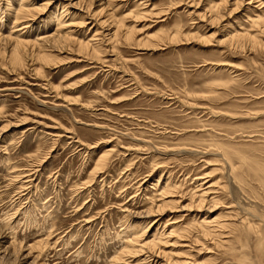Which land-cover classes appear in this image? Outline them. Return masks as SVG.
Listing matches in <instances>:
<instances>
[{
  "label": "rangeland",
  "instance_id": "rangeland-1",
  "mask_svg": "<svg viewBox=\"0 0 264 264\" xmlns=\"http://www.w3.org/2000/svg\"><path fill=\"white\" fill-rule=\"evenodd\" d=\"M221 1L0 0V264H264V0Z\"/></svg>",
  "mask_w": 264,
  "mask_h": 264
},
{
  "label": "bare ground",
  "instance_id": "bare-ground-1",
  "mask_svg": "<svg viewBox=\"0 0 264 264\" xmlns=\"http://www.w3.org/2000/svg\"><path fill=\"white\" fill-rule=\"evenodd\" d=\"M25 1H26V0H23L22 3L20 2L21 4L18 2L20 8H19V9L17 8L19 11H16V12H18V14H16V15H17L16 21H21V19L24 17L23 14H25V13H27V12H29V11L31 12V10H29V8H28V6L31 4V2H30V4L28 3L29 5L26 6L27 3L25 4ZM30 1H31V0H30ZM83 1H84V0H83ZM142 1H143V0H142ZM235 1H236V3H237V2L240 1V0H235ZM32 2H34V1H32ZM47 2H48V1H47ZM47 2H46V3H47ZM144 2H145V1H144ZM228 2H229V0H228ZM49 3H50V1H49ZM49 3H48V4H49ZM139 3H140V2H139ZM224 3H227V0H223V1H221V3L219 2V4H215V3L212 4V8H213L212 10H213V11H215V10H219L220 7L223 6ZM42 5H44V4H42ZM49 5H50V4H49ZM234 5H235V3H234ZM263 5H264V4H263ZM227 6H228V5H227ZM227 6H226V7H227ZM237 6H238V5H237ZM61 7H62V6H61ZM35 8H36V7H35ZM35 8H34V9H35ZM64 8H65V7H64ZM43 10H45V9H43ZM235 10H236V9H235ZM260 10H261V9H260ZM262 10H263V9H262ZM41 12H42V10H41ZM66 12H67V11H66ZM262 12H263V11H262ZM262 12H261V13H262ZM61 13H63V11H62ZM27 14H29V13H27ZM33 14H34V13H33ZM63 14H64V13H63ZM63 14H62V15H63ZM258 14H259V13H258ZM19 15H20V16H19ZM30 15H32V14L30 13ZM62 15H61V14H60L59 16L57 15V16H58V17H57V20H58L59 18L64 19V17H63ZM65 15H66V14H65ZM65 15H64V16H65ZM259 15H260V14H259ZM261 15H262V14H261ZM28 16H29V15H27L26 20L28 19ZM32 17H33V16H32ZM34 17H35V16H34ZM35 18H36V17H35ZM29 20H30V19H29ZM29 20H28V21H29ZM64 20H65V19H64ZM61 21H62V22H61ZM61 21H60L61 23L59 22V23L57 24V25L59 26L58 29H61L60 26H62L63 23H64L63 20H61ZM84 21H85V19H84ZM105 21H107V20H105ZM22 22H23V21H22ZM120 22H121V21H120ZM15 23H16L15 25H17V22H15ZM18 23H19V22H18ZM65 23H66V22H65ZM65 23H64V24H65ZM117 23H118V22H117ZM249 23H250V22H249ZM251 23H252V25H251V24H250V25H251V27H252L254 30H256V31H260V32H264V16H257L255 19H252V20H251ZM118 24H119V23H118ZM28 26H29V24H25L24 27L26 28V27H28ZM65 26H67V25H65ZM17 27H18V25H17ZM17 27L12 28V29L15 30ZM24 27H23V28H24ZM63 27H64V26H63ZM67 27H69V25H68ZM117 27H118V26H117ZM121 27H122V26L120 25V28L118 27V28H117V31H119V29H121ZM28 28H29V27H28ZM56 28H57V26H56ZM239 28H240V27H239ZM242 28H243V27H242ZM97 29H98V28H97ZM247 29L250 30V29H249V26H248ZM247 29H244V30L241 29V31H236V30H235V31H236L235 33H236V34H234V35L237 36V37H239V38H240V37H241V38H242V37H245V38H246V37H250V36H251L250 38H254V37H255V40H257V39H256V36H255V35L252 36V33H251L250 31H247ZM13 30H11V32H12ZM16 30L18 31V30H20V29H16ZM16 30H15V31H16ZM17 31H16V32H17ZM58 31H59V30H58ZM97 31H98V30H97ZM117 31H116V33H117V35H118V33H119L120 31H119V32H117ZM127 31H128V30H127ZM18 32H19V31H18ZM61 32H62V31H61ZM72 32H73V31H72ZM114 32H115V31H114ZM130 32H131V31H130ZM130 32H128V33H130ZM248 32H249V33H248ZM254 32H255V31H254ZM116 33H114V35H116ZM128 33H127V35H128ZM233 33H234V31H233ZM233 33H232V34H233ZM255 33H256V32H255ZM11 34H12V33H11ZM51 34H52V33H51ZM55 34H56V32H55ZM130 34H131V33H130ZM253 34H254V33H253ZM17 35H18V34H17ZM112 35H113V34H112ZM123 35H124V34H123ZM42 36H43V35H42ZM49 36H50V35H49ZM61 36H62V35H61ZM17 37H18V36H17ZM46 37H47V36H46ZM54 37H55V36H54ZM63 37H64V36H63ZM115 37H116V36H115ZM11 38H13V39H15V41H17V42H16V45H15V43H14L15 46H14V49H13V55H14V57H15L17 60L19 59V60L21 61V60H23V56H22L23 53H22L20 47L22 46V48H23V45H22V44H23V40H24V39H23V40H20V39H17V40H16V37H15V38H14V37H11ZM20 38H21V36H20ZM43 38H44V36H43ZM43 38L40 37L39 40H40V39H43ZM55 38H56V37H55ZM60 38H61V37H60ZM234 38H235V37H234ZM241 38H240V39H241ZM37 39H38V38H37ZM46 39H49V38H46ZM50 39H51V38H50ZM50 39H49V40H50ZM112 39H114V38H113V37L110 38V40H112ZM126 39H128V38H126ZM54 40H55V39H54ZM56 40H57V38H56ZM235 40H236V38H235ZM244 40H246V39H244ZM25 41H26V40H25ZM33 41H34V40H33ZM43 41H44V40H43ZM43 41H42V42H43ZM75 41H76V40H75ZM91 41H92V40H91ZM100 41H101V40H100ZM237 41H238V40H237ZM59 42H60V41H59ZM59 42H58V43H59ZM81 42H82V41H81ZM81 42H80V43H81ZM84 42H85V41H83V43H84ZM87 42H88V41H87ZM87 42H86V43H87ZM240 42H241V41H240ZM242 42H243V40H242ZM253 42H254V41H253ZM12 43H13V42H12ZM45 43H46V42H45ZM27 44H28V42H27ZM12 45H13V44H12ZM36 45H37V44H36ZM40 45H42V44L40 43ZM92 45H93V43H92ZM24 46H25V45H24ZM28 46H29V44H28ZM34 46H35V45H34ZM79 46H81V45H79ZM82 46H83V45H82ZM12 47H13V46H12ZM42 48H43V45H42ZM94 48H96L95 45H94ZM94 48H93V49H94ZM97 48H98V47H97ZM23 49H25V48H23ZM23 49H22V50H23ZM41 50H42V49H41ZM96 50H97V49H96ZM43 51H45V50H43ZM94 51H95V49H94ZM97 51H99V50H97ZM39 53H40V51H39ZM42 54H43V53H42ZM45 54H46V53H45ZM46 56H48V55H46ZM25 57H26V56H25ZM31 57H32V56H31ZM40 57H41V53H40ZM43 57H44V55H43ZM34 58H35V57H34ZM46 58H47V57H46ZM17 60H15V61H17ZM42 72H43V71H42ZM104 155H105V154H104ZM104 155L100 157V158H102V159H98V160L101 161V162L103 161V162H102L103 165L100 164L101 162L99 163V164L102 165V166H104L105 163H107V162H105V161H106L107 154H106V156H104ZM108 159H109V158H108ZM108 159H107V160H108ZM96 164H97V163H96ZM99 164H98V165H99ZM97 168H98V167H97ZM100 168H101V166H100ZM98 169H99V168H98ZM102 169H103V168H102ZM195 179H196V178H195ZM197 179H198V178H197ZM201 179H202V178H201ZM168 180H169V179H168ZM166 182H167V183H166V185H165V188H168V187H169V183H170L171 181H170L169 183H168V181H166ZM198 182H199V180H198ZM198 182H197V183H198ZM195 183H196V182H195ZM206 184H207V182L204 181V182H202V183L197 184V186H196V187L199 188V190L196 188L198 192H196V195H195V196L198 195V196H197V197H198V203H204L205 201H207V199H208L212 194H215V193H216V191L213 190L214 188H212L213 185H210V184H209L208 186L204 187ZM175 185H176V184H175ZM175 185H174V186H175ZM170 186H171V185H170ZM163 187H164V186H163ZM163 187H162V188H163ZM165 188H164V189H165ZM172 188H173V190L175 189L174 187H172ZM176 188H177V187H176ZM168 189H169V188H168ZM168 189H167V191H168ZM170 189H171V188H170ZM160 191H161V190H160ZM165 192H166V191H165ZM161 193H163V195H164V191H163V192L161 191ZM165 195H166V193H165ZM166 196H167V195H166ZM171 196H172V195H171ZM215 196H216V195H215ZM215 196H213V198L211 199L212 201H213V199L216 200V198H214ZM166 198H167V197H166ZM195 198H196V197H195ZM208 200H209V199H208ZM165 201H166V200H165ZM167 201H168V200H167ZM213 202H214V201H213ZM214 203H215V202H214ZM159 205H161V204H159ZM161 206H162V205H161ZM164 206H165V205H164ZM169 206H170V204H169ZM191 206H192V205H191ZM192 208H193V207H192ZM211 209H212V208H211ZM211 209H210V210H211ZM160 210H162V208H161ZM208 210H209V209H208ZM149 211H150V210H149ZM159 213H160V212H159ZM162 214H163V213H162ZM197 215H198V214H196V216H197ZM254 216H255V215H254ZM200 217H201V216H200ZM200 217H199V218H200ZM258 218H259V225H258V226L256 225V227H255V225H254L255 228L253 227V229H254L253 231L255 232V230H256L257 233H261V232H263V230H264V228H263V229L261 228V225H263V227H264V218H263L262 216H261V217L258 216ZM210 220H211V219H210ZM200 224H202V225L204 224L203 226H199V228L202 227V229H201L202 231L196 233V236L194 237L193 241H190V239H189V241H190L191 244H185V243H184V244H185V245H184V244L182 243V245H183L182 247H183L184 249L186 248V250L181 251L182 254H183V252H185V253H187V254L189 255V254L191 253L190 251H193L194 248H195L196 246H198V245L202 246V248H200V249L203 250L204 247H206V245L204 246V244L208 241L207 238L210 239V238L217 237V236H218V238H219V236L221 237L222 235H221V233H219L218 231H220L221 229H224V227L227 225L225 222H221V221H220V222L218 221V222H215V223H214V222L211 223V221H207V217H204V218L202 219V222H201ZM148 227H149V226H148ZM157 231H158V230H157ZM146 232H147V231H146ZM220 232H221V231H220ZM156 233H157V232H156ZM171 233H172V232H171ZM174 233H175V231L173 232V234H174ZM142 234H143V233H142ZM173 234H172V235H173ZM142 236H143V235H142ZM173 236H175V235H173ZM175 238H176V237H175ZM179 238H180V237H179ZM218 238H216V239L218 240ZM154 239H159V237H158V238H155V235H154ZM161 239H162V238H161ZM161 239L159 240V243H160ZM187 239H188V238H187ZM187 239H186V240H187ZM256 239H257V238H256ZM152 240H153V239H152ZM176 240H177V239H176ZM181 240H183V239H181ZM219 240H220V239H219ZM153 241H156V240H153ZM179 241H180V240H179ZM179 241H178V242H179ZM183 241H184V240H183ZM187 241H188V240H187ZM136 242H137V241H136ZM145 242H146V241H145ZM147 242H148V241H147ZM218 242H219V241H218ZM152 243H154V242H152ZM175 243H176V242H175ZM175 243H174V244H175ZM255 243H256V242H255ZM262 243H263V246H264V237L262 238ZM147 244H148V243H147ZM149 244H151V243H149ZM149 244H148V245H149ZM154 244H155V243H154ZM154 244H153V245H154ZM179 244H180V243H179ZM179 244H178V245H179ZM196 244H198V245H196ZM153 245H152V246H153ZM180 245H181V244H180ZM149 246L151 247V245H149ZM149 246H148V247H149ZM154 246H155V245H154ZM185 246H187V247H185ZM125 247H126V246H125ZM157 247H158V246H157ZM151 248H152V247H151ZM262 248H263V247H262ZM152 249L154 250L155 248H152ZM196 249H198V247H196ZM200 249H199V250H200ZM123 250H124V249H123ZM155 250H156V249H155ZM160 250H161V249H160ZM202 250H201V251H202ZM210 250H211V249H210ZM257 250H258V249H257ZM144 251H145V250H144ZM194 251H195V250H194ZM204 251H205V250H204ZM208 251H209V250H207V252H208ZM137 252H138V250H137ZM161 252H162V251H159V249H157L156 251H154V253H153V252H152V253L150 252L151 254H150V255H147L144 259H145L147 262H151V260H152V264H157V263H159V261H156L157 259H156L155 257H157L158 255H160ZM202 252H203V251H202ZM209 252H210V251H209ZM198 253H199V252H198ZM258 253H259V252H258ZM154 254H155V255H154ZM177 254H180V253H177ZM120 255H121V254H120ZM259 255H260V254H259ZM144 256H145V255H144ZM185 256H187V255H185ZM185 256H184V257H185ZM260 256H261V255H260ZM151 258H153V259H151ZM181 258H182V257H181ZM120 259H121V258H120ZM159 259H160V258H159ZM146 261H144V262H146ZM184 261H185V260H180V259H179V260H176V263H174V264H177V263L179 264L180 262H184ZM160 263H161V262H160ZM184 263H185V262H184ZM145 264H146V263H145ZM149 264H150V263H149Z\"/></svg>",
  "mask_w": 264,
  "mask_h": 264
}]
</instances>
